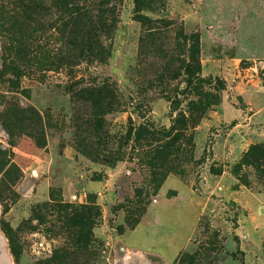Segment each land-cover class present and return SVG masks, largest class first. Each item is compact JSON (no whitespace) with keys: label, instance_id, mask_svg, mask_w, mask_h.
Wrapping results in <instances>:
<instances>
[{"label":"rangeland","instance_id":"rangeland-1","mask_svg":"<svg viewBox=\"0 0 264 264\" xmlns=\"http://www.w3.org/2000/svg\"><path fill=\"white\" fill-rule=\"evenodd\" d=\"M70 1L0 0L5 264H264V0Z\"/></svg>","mask_w":264,"mask_h":264},{"label":"crops","instance_id":"crops-1","mask_svg":"<svg viewBox=\"0 0 264 264\" xmlns=\"http://www.w3.org/2000/svg\"><path fill=\"white\" fill-rule=\"evenodd\" d=\"M139 227H140V224H139L138 228ZM135 230H134V232L136 233ZM134 232H133V234H134ZM137 232H138V229H137ZM151 232L148 233V231H144V233L147 234L146 235L147 238H148V236L150 238H148V240L146 242L147 245L143 246V248H145L146 250H150L151 249L152 251L156 250L155 254H158V256H160V260H162V261H159V262H166V264L169 263V261H171L174 258L176 253H178V251L180 250L181 246H178V244H177V246H175V248L174 247L173 248L172 247L171 248L167 247L165 250H162L161 247H160L162 244L161 243L159 244V241H158V237L159 236H158L157 231H153L152 232V234H153L152 236L150 235ZM141 234H143V232ZM143 235H145V234H143ZM0 245H3L2 237H0ZM8 259L9 258L6 255V253L4 251H0V264H5L8 261Z\"/></svg>","mask_w":264,"mask_h":264},{"label":"trees","instance_id":"trees-1","mask_svg":"<svg viewBox=\"0 0 264 264\" xmlns=\"http://www.w3.org/2000/svg\"><path fill=\"white\" fill-rule=\"evenodd\" d=\"M21 1V3L23 4V5H25L24 4V1L26 2L27 0H20ZM64 2L65 3H69V4H71V1L70 0H64ZM5 12V11H4ZM151 186H154V187H156V189L158 190L159 188H160V182L158 181L157 182V179H153V181H152V183H151ZM136 194L138 195V196H141V191L140 190H136ZM137 214L139 215L138 217H141L143 214H144V210H139L138 209V212H137ZM127 217H131V215H127ZM97 218L98 217H96V220L94 221V223H97ZM73 219H74V221H73V223L75 222H78V221H81V220H83L84 218L83 217H73ZM140 222V219H137V220H134V221H128V223L129 224H131V227H135L138 223ZM78 236H79V239H81L82 238V235L79 233L78 234ZM63 255H57V256H55V258H54V260H56V261H58L59 260V258L60 257H62Z\"/></svg>","mask_w":264,"mask_h":264}]
</instances>
